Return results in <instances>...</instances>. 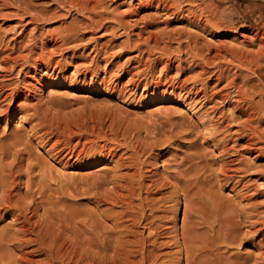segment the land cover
Wrapping results in <instances>:
<instances>
[{
	"label": "rangeland",
	"instance_id": "1",
	"mask_svg": "<svg viewBox=\"0 0 264 264\" xmlns=\"http://www.w3.org/2000/svg\"><path fill=\"white\" fill-rule=\"evenodd\" d=\"M261 29L264 0H0V264H264Z\"/></svg>",
	"mask_w": 264,
	"mask_h": 264
},
{
	"label": "bare ground",
	"instance_id": "2",
	"mask_svg": "<svg viewBox=\"0 0 264 264\" xmlns=\"http://www.w3.org/2000/svg\"><path fill=\"white\" fill-rule=\"evenodd\" d=\"M204 25H205V24H204ZM212 25H214V24H212ZM216 26H217V25H216ZM216 26L214 25V27H216ZM205 27H206V26H205ZM203 28H204V27H203ZM259 29H260V28H259ZM203 30H204V29H203ZM209 30H210V29H209ZM261 30H262V29H261ZM261 30H259V31H261ZM254 31H256V29H254ZM205 32H207V31H205ZM211 33H212V32H211ZM239 33H240V32H239ZM245 33H246V32H245ZM252 33H254V32H252ZM260 33H261V34H259V35L263 38V37H264V29H263ZM241 34H243V33H241ZM241 34H240V35H241ZM247 34H248V33H247ZM256 34H258V31H257ZM253 35H255V34H253ZM246 36H248V35H245V37H246ZM250 36H251V35H250ZM250 36H248V37H250ZM241 37H242V36H241ZM250 38H253V37H250ZM255 38H256V37L254 36L253 39H255ZM258 38H259V37H258ZM241 39H242V38H241ZM248 39H249V38H248ZM263 39H264V38H263ZM263 39H261V40H263ZM215 40H216V39H215ZM235 40H237V37H235ZM238 40H239V39H238ZM242 40H244V39H242ZM246 40H247V39H246ZM251 40H252V39H251ZM251 40H248V41H251ZM261 40H260V41H261ZM258 41H259V40H258ZM216 42H220V41H217V40H216ZM241 42H242V41H241ZM245 42H246V41H245ZM262 42H263V41H262ZM253 43L255 44V43H256V40H255V42H253ZM253 43L251 42V44H253ZM238 44H239V43H238ZM248 44H249V43L247 42V45H245V44H243V45L248 46ZM259 44H261V43H259ZM240 45H241V44H240ZM255 45H256V44H255ZM54 46H55V45H54ZM215 46H216V48H215L216 52H214V53H217V49H218V48H217V45H215ZM221 46H222V44H221ZM224 46H225V45H224ZM261 46H263V45H261ZM55 47H56V46H55ZM222 47H223V46H222ZM227 47L229 48V46L227 45V46L225 47L226 50L228 49ZM263 47H264V46H263ZM263 47H261V48H263ZM52 48H53V47H52ZM220 48H221V47H220ZM220 48H219V49H220ZM230 48H231V46H230ZM230 48H229V49H230ZM240 48H241V47H240ZM246 48H247V47H246ZM261 48L258 50V46H257V48H254V49L257 50L256 52L259 51V52L262 53ZM43 49H44V48H43ZM229 49H228V50H229ZM247 49H249V48H247ZM252 49H253V48H252ZM228 50H227V52H228ZM232 50H233V49H232ZM232 50H230V51H232ZM239 50H240V49H239ZM239 50H238V51H239ZM235 51H236V50H235ZM241 51H243V50H241ZM241 51H240V52H241ZM245 51H246V50H245ZM218 52H219V51H218ZM233 52H234V50L232 51V54H233ZM243 52H244V51H243ZM221 53L224 55V53H226V52H225V49H224V53H223L222 51H221ZM234 53H235V52H234ZM244 53L246 54L247 52H244ZM244 53H243V54H244ZM254 53H255V52H254ZM229 54H231V52H229ZM232 54H231V55H232ZM236 54H239V53L236 52ZM236 54H235V56H237ZM240 54H241V53H240ZM243 54H242V55H243ZM257 54H258V53H257ZM216 55H217V54H216ZM250 55H251V54H249V56H250ZM253 55H254V54H253ZM258 55H259V54H258ZM258 55H257V56H258ZM263 55H264V53H263ZM41 56H42V55H41ZM259 56H260V55H259ZM259 56H258V57H259ZM44 57H45V56H44ZM44 57H43V58H44ZM238 57H239V56H238ZM253 57H254V59H256V60H255L256 63H257L258 60L263 59V58H261V57H259V58H257L256 56H253ZM262 57H263V56H262ZM240 58H241V57H240ZM45 59H46V62H40V61H39V62L37 63L39 66H41L42 64H44V66H45L44 69H43L44 72L46 71L45 68H47V61H48L47 58H45ZM251 59H252V57H251ZM251 59H250V60H251ZM254 59H253L252 61H254ZM41 61H42V60H41ZM263 61H264V59H263ZM248 62H249V61H248ZM260 62H262V61L260 60ZM260 62L258 61V64H259ZM34 63H35V62H34ZM251 63H253V62H251ZM256 63H255L254 66H257V65H258V64H256ZM48 64H49V62H48ZM34 65H35V64H34ZM260 65H263V64H260ZM35 66H36V65H35ZM36 67H37V66H36ZM41 67H42V66H41ZM34 68H35V67H34ZM263 68H264V67H263ZM39 69H40V68H39ZM250 69H251V68H250ZM253 69H254V67H253ZM251 70H252V69H251ZM251 70H250V71H251ZM262 70H263V69H262ZM50 71H51V70H50ZM253 71H254V70H253ZM253 71H251V72H253ZM255 71H256V69H255ZM257 71H258V70H257ZM260 71H261V69H260ZM47 72H48V71H47ZM42 73H43V72H42ZM258 73H261V72H258ZM43 74H44V73H43ZM28 75H29V74H28ZM30 75H31V74H30ZM261 75H262V74H261ZM261 75H260V76H261ZM26 76H27V75H26ZM40 76H41V75H40ZM257 76H258V75H257ZM31 77H33V75H31ZM254 77H255V76H254ZM34 78H35V77H34ZM261 78H262V77H261ZM39 79H40V78H39ZM33 80H36V81H34V82L39 83V80H38L37 78H35V79H33ZM259 80H261V79H259ZM31 83H32V82H31ZM37 83H33V84L36 85ZM30 85H31V84H30ZM165 86H166V85H165ZM165 86H164L163 90L166 89ZM31 87H32V86H31ZM35 88H36V87H35ZM169 88H170V87H169ZM39 89H40V88H39ZM154 89H155V88H154ZM27 90H28V88H27ZM155 90H156V89H155ZM169 90H170V89H169ZM162 92H163V91H162ZM165 92H166V91H165ZM6 95H7V94H6ZM176 96H177V95H176ZM180 97H181V94L179 93V96H178V98H176V99H179ZM188 98H189V97H188ZM242 99H244V98H242ZM242 99H241V100H242ZM182 100H183V98H182ZM179 101H180V100H179ZM191 101H192V100H191ZM247 101H248V100H247ZM177 103H178V101H177ZM249 117H251V116L249 115ZM91 126H92V125H91ZM51 131H52V130H51ZM49 132H50V131H49ZM57 144H58V143H57ZM77 150H78V149H77ZM80 150H81V149H80ZM50 151H51V150H50ZM78 151H79V150H78ZM78 151H76V152H78ZM11 152H12V151H11ZM70 152H71V151H70ZM79 153H80V152H79ZM52 154L54 155V153H52ZM69 154H71V153H69ZM72 154H75V153H72ZM72 154H71V155H72ZM71 155H70V156H71ZM68 157H69V156H68ZM68 157H67V159H68ZM57 158H58V157H57ZM75 159H76V158H75ZM36 162H37V161H36ZM39 163H40V162H39ZM226 165H227V164H226ZM225 168H226V167H225ZM42 175H43V174H42ZM12 187H13V186H12ZM115 189H116V188H114L113 191H115ZM10 190H11V189H10ZM5 191H7V188H6ZM8 191H9V190H8ZM111 191H112V190H111ZM10 192H11V191H10ZM10 192H9V193H10ZM112 193H113V192H112ZM3 194H5V193H3ZM3 194H2V195H3ZM7 194H8V193H7ZM7 194H5V195H7ZM8 196H9V198H10V194H9ZM3 197H4V199H5V196H3ZM11 197H12V196H11ZM0 198H1V202L4 203V201H2V197H0ZM9 198H7V200H8ZM54 199H55V198H54ZM9 201H10V199H9ZM5 202H6V200H5ZM14 203H15V202H14ZM128 203H129V202H128ZM5 204H7V203H5ZM11 204H12V203H11ZM8 205H9V207H10V203H8L7 206H8ZM128 205H129V204H128ZM4 207H5V206H4ZM11 207H12V206H11ZM13 209H14V208H13ZM11 210H12V209H11ZM18 211H19V210H18ZM11 212H12V211H11ZM14 212H15V211H14ZM20 213H21V212H19V214H20ZM24 214H25V213H24ZM22 216H24V215H22ZM24 217H25V216H24ZM22 218H23V217H22ZM28 219H29V218H28ZM20 220H21V219H20ZM20 220H18V221H20ZM25 220H26V219H25ZM16 221H17V220H16ZM20 222H21V221H20ZM24 222H25V221H24ZM29 223H30V222H29ZM29 223H28V224H29ZM36 224H37V223H36ZM18 225H19V224H18ZM20 225H22V224L20 223ZM24 226L27 227V226H29V225L26 226V224H25ZM7 227H8V226H7ZM20 227H22V226H19V229H20ZM25 227H24V228H25ZM34 227H35V225L33 226V228H34ZM30 228H31V226H30ZM36 228H37V227H36ZM40 228H42V227H39V225H38V230L36 229L37 232L40 231ZM22 229H23V228H22ZM27 229H28V227H27ZM34 229H35V228H34ZM29 230L31 231V229H29ZM42 230H43V229H42ZM22 231H23V230H21V234L26 232V231H25V232H22ZM46 231H47V229H46ZM35 232H36V231H35ZM37 232H36V233H37ZM43 232H45V231L43 230ZM43 232H42V233H43ZM17 233H19V232L17 231ZM32 233L34 234L33 230H32ZM38 233H39V232H38ZM42 233H41V235H43ZM51 233H52V232H51ZM19 234H20V233H19ZM25 234H26V233H25ZM25 234H24V235H25ZM12 235H13V233H12ZM24 235H23V236H24ZM37 235H38V234H37ZM37 235H36V236H37ZM41 235H39V236H41ZM47 235H49V234H47ZM50 235H51V234H50ZM50 235H49V236H50ZM20 236H21V235H20ZM34 236H35V235H34ZM44 237L46 238V236H44ZM50 237H51V236H50ZM50 237L47 238L48 241L53 240L52 238L49 239ZM52 237H55V235L53 234ZM0 238H1V237H0ZM30 238H31V237H30ZM32 238H33V237H32ZM39 238H40V237H39ZM45 238H43V239H45ZM36 239H37V238H36ZM43 239H41V240H43ZM24 240H25V239H24ZM27 240H29V238H26V241H27ZM56 240H57V239H56ZM30 241H31V239H30ZM30 241H29V242H30ZM35 241H36V240H35ZM44 241H45V240H44ZM53 241H54V240H53ZM57 241H58V240H57ZM0 242H1V241H0ZM51 242H52V241H51ZM33 243H34V245H35V242H33ZM45 243H46V242H45ZM49 243H50V242H49ZM58 243H59V241H58ZM22 244H23V243H22ZM37 244H38V243H37ZM40 244H42V243H39V245H40ZM47 244H48V243H47ZM53 244H54V243H53ZM17 245H18V244H17ZM20 245H21V244H20ZM25 245L27 246L28 243L25 244ZM39 245H38V246H39ZM43 245H45V244L43 243ZM43 245H40V246H43ZM50 245H51V247L53 248L52 243H51ZM28 246H29V245H28ZM30 246H31V245H30ZM30 246H29V247H30ZM47 246H49V244H48ZM55 246H56V245H55ZM17 247H18V246H17ZM20 247H21V246H20ZM44 247H45L44 249H46V251H47V247H46V245H45ZM60 247H61V246H60ZM22 248H23V247H22ZM48 248H49V247H48ZM58 248H59V247H58ZM61 248H63V247H61ZM39 249H40V248H39ZM41 249H42V248H41ZM50 249H51V248H50ZM50 249H49V252L52 253V252H51L52 249H51V250H50ZM54 249H55V251H56V248H55V247H54ZM59 249H60V248H59ZM59 249H57L58 252H59ZM19 250H20V249H19ZM25 250H26V249H25ZM27 250H28V249H27ZM29 250H30V249H29ZM20 251H21V250H20ZM20 251H19V253H20ZM23 251H24V250H23ZM30 251H31V250H30ZM30 251H29V252H30ZM40 251H41V250H39V252H40ZM44 251H45V250H44ZM55 251H54V252H55ZM61 251H63V250L60 249V252H59V253H62ZM26 252H27V251H26ZM31 252H32V251H31ZM33 252H34V251H33ZM35 252H37V251L35 250ZM2 253H3V252H2ZM22 253H23V252H22ZM22 253H21V254H22ZM27 253H28V252H27ZM27 253H26V254H27ZM42 253H43V252H42ZM47 253H48V252H47ZM50 253H49V254H50ZM59 253H57V255H58ZM40 254H41V253H40ZM55 254H56V253H55ZM17 255H18V254H17ZM24 255H25V253H24ZM31 255H32V254H31ZM44 255L47 257L46 252H45ZM51 255H52V254H51ZM51 255H50V258H51ZM61 255H62V254H61ZM12 256H13V255H12ZM29 256H30V255H29ZM34 256H35V255H34ZM52 256H53V255H52ZM63 256H64V255H63ZM55 257H56V255H55ZM18 258H19V257H18ZM25 258H26V257H25ZM50 258H49V259H50ZM52 258H53V257H52ZM57 258H59V257L57 256ZM62 258H63V257H62ZM12 259H13V258H12ZM12 259H11V260H12ZM27 259H28V258H27ZM27 259H25V260H27ZM33 259H34V258H33ZM45 259H46V258H45ZM49 259H48V261L44 260V258L41 259V260L44 261V264H46L45 262H48V263H49ZM60 259H61V256H60L59 260H60ZM186 259H187V258H186ZM30 260H32V259H30ZM30 260H29V261H30ZM34 260H35V259H34ZM41 260H40V263H38V264L43 263ZM61 260H62V259H61ZM12 261H15L16 264H17V261L20 262V261H21V258H20L19 260H17V261L14 260V259H13ZM27 261H28V260H27ZM32 261H33V260H32ZM35 261H36V260H35ZM37 261L39 262L38 259H37ZM53 261H54V259H53ZM9 262H10V261H9ZM22 262H23V259H22ZM30 262H31V261H30ZM51 262H52V261H51ZM56 262H57V261H56ZM62 262H63V261H62ZM68 262H69V261H68ZM119 262H121V261H119ZM25 263H26V262L21 263V264H25ZM27 263H28V262H27ZM31 263H32V262H31ZM33 263H37V262H34V261H33ZM54 263H55V261H54ZM54 263H49V264H54ZM186 263H187V262H186ZM18 264H20V263H18ZM28 264H29V263H28ZM187 264H188V263H187Z\"/></svg>",
	"mask_w": 264,
	"mask_h": 264
}]
</instances>
